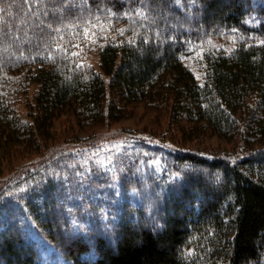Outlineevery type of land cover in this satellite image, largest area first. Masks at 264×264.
I'll list each match as a JSON object with an SVG mask.
<instances>
[{
  "label": "trees",
  "instance_id": "obj_1",
  "mask_svg": "<svg viewBox=\"0 0 264 264\" xmlns=\"http://www.w3.org/2000/svg\"><path fill=\"white\" fill-rule=\"evenodd\" d=\"M99 22L119 32L95 48V71L73 53ZM232 31L264 40V0H0V162L46 146L61 116L104 126L142 103L160 105L183 140L264 139V44L207 48L202 82L184 63L188 44ZM17 74L36 87L25 118ZM249 147L234 159L170 150L159 173L140 142L112 172L84 171L80 147L24 160L0 177V264H39L29 228L55 264H264V146Z\"/></svg>",
  "mask_w": 264,
  "mask_h": 264
},
{
  "label": "rangeland",
  "instance_id": "obj_2",
  "mask_svg": "<svg viewBox=\"0 0 264 264\" xmlns=\"http://www.w3.org/2000/svg\"><path fill=\"white\" fill-rule=\"evenodd\" d=\"M258 21L254 18L247 21V24L252 27L258 26ZM101 25V26H99ZM117 24L99 22L93 25V31L87 33L83 31L82 43L77 47L74 53L76 61L80 65H84L86 68L98 70V56L95 48L100 41H106L108 39L115 40L118 36L119 28ZM184 28L181 20H175L172 23L170 29H168V35L178 32ZM232 35L229 37H222L212 43H190L188 49L190 54L184 57V63L189 69H191L196 75L199 82L203 81V63L202 55L207 48H222L228 52L234 49L238 41L247 40L248 42L259 43V38L255 32L250 33L247 38L241 36L238 31H232ZM23 74L13 75L11 81L15 85L10 89L13 91L11 97L15 99V110L21 118H25L27 113V104L32 100V97L36 91V87L33 84L27 83ZM17 91L14 93V90ZM160 105L150 106L149 104H139L135 106L127 118L112 124H106L104 126L83 125L76 122L72 115H64L56 120L53 126V134L50 141H47L46 146L37 148L36 152L26 155V157L19 159L24 153L15 155L9 159L0 162V177L7 175L8 173L17 170L20 162L27 159L40 158L37 156H45L50 151L56 150L59 147H70V150H76L80 147L85 151V163L84 171L89 172L90 169L100 167L101 169H109L113 171L114 164L112 163L114 156L123 149H135L134 144L140 142L143 145V156L147 162L146 167L148 170L155 169L156 171H162L163 163L160 159L161 156L168 153L170 150H187L198 153L201 156L207 158H213L222 156L226 158L239 157L242 158L247 155V149L253 147L264 146V139H258L253 145L245 146L243 139L239 137L233 138L230 141L221 140L211 134L206 133L201 137H185L186 140L181 139L176 124L171 122L167 116V112L160 108ZM180 125V124H179ZM147 149H156L157 153H147ZM44 157H41L42 159ZM148 159V161H147ZM12 170V171H11ZM172 177H176L174 174ZM116 179L113 178V182ZM113 186L114 183H113ZM155 195L153 196V199ZM150 200L148 207L151 212L154 201ZM77 227V226H76ZM28 237L34 244L38 251L40 262L39 264H55V261L50 257L54 255L52 245L43 240L36 231L31 228L28 229ZM264 260V259H263Z\"/></svg>",
  "mask_w": 264,
  "mask_h": 264
},
{
  "label": "snow or ice",
  "instance_id": "obj_3",
  "mask_svg": "<svg viewBox=\"0 0 264 264\" xmlns=\"http://www.w3.org/2000/svg\"><path fill=\"white\" fill-rule=\"evenodd\" d=\"M86 34H87V30H85ZM260 43L264 44V40L260 41ZM77 53H73V55H76Z\"/></svg>",
  "mask_w": 264,
  "mask_h": 264
}]
</instances>
